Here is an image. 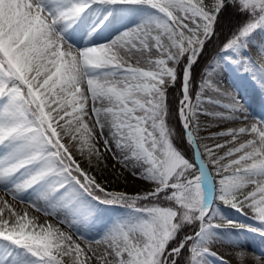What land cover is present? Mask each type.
<instances>
[{
	"label": "snow or ice",
	"instance_id": "obj_1",
	"mask_svg": "<svg viewBox=\"0 0 264 264\" xmlns=\"http://www.w3.org/2000/svg\"><path fill=\"white\" fill-rule=\"evenodd\" d=\"M93 4L144 5L162 18L107 45L74 50L56 25ZM228 8L245 20L217 54L232 51L237 56L233 62L264 85V43L252 47L245 42L264 28V0H88L57 18L45 12L40 0H0V147L9 149L0 158V184L13 181L2 191L24 202L19 194L31 189L43 202L32 207L68 229L37 224L35 217L28 219L0 200V239L26 249L42 264H179L182 258L186 264H202L206 255L223 259L209 247L213 229L226 226L209 218V181L223 203L243 213L247 208L264 222V122L250 119L237 98L210 77L192 96V65ZM94 70L105 74L90 76ZM178 71L182 96L177 112L192 159L175 148L168 127L167 90L177 84ZM208 105L218 107L209 111ZM201 118L214 124L239 122L201 136ZM73 147L90 167L94 161L99 167L104 152L110 153L117 167L148 187L132 195L109 190L82 166ZM79 193L101 203H123L146 219L99 241H85L70 230L71 221L60 211ZM193 223L199 231L177 241V233ZM236 259L244 264L247 256L238 251ZM258 261L264 264V258Z\"/></svg>",
	"mask_w": 264,
	"mask_h": 264
},
{
	"label": "rangeland",
	"instance_id": "obj_2",
	"mask_svg": "<svg viewBox=\"0 0 264 264\" xmlns=\"http://www.w3.org/2000/svg\"><path fill=\"white\" fill-rule=\"evenodd\" d=\"M71 2L76 4L74 0H71ZM210 2L211 0H209V3ZM131 12L140 15L142 24L154 19L162 18V15L158 11L151 9L150 7L144 9L136 7L135 9H132ZM245 42L252 47L264 43V28H258L253 31V33L247 37ZM67 45L80 51L81 45H78L77 43L73 44L70 41H67ZM217 53L209 62V66L204 67V72L201 75L202 79L193 93V99H195V94L201 90V82L210 77L216 87L226 89L237 98L250 119L264 122V85L261 84L260 77L254 79L250 70L245 71L240 63H234L233 61L237 59V56L232 51L219 52V55ZM244 54L247 55V53ZM155 55L156 53L153 52L152 56L155 57ZM141 65L146 66V59L142 60ZM101 72H105V70H94L90 73V76H98ZM208 95H213V93L209 90ZM180 100L181 99H179V102ZM217 107V105H208V110H216ZM238 122V120H232L214 124L213 122L207 121V118H201L200 135L205 136L210 132L223 130L227 127H235ZM205 126H207L208 131L204 130ZM184 135L186 137L185 131ZM205 143L212 144L214 142L205 141ZM97 146L103 151L102 141L99 139L97 141ZM6 150L9 149L6 148ZM73 153L76 155L77 159L81 161L82 166L88 169L90 174L94 175L106 188L117 192L131 194L142 192L148 187L144 181L136 179L129 172L117 167L111 158V154L108 152H104L105 161L101 162L99 167H97L95 161L90 167L86 157H81L76 153L75 147H73ZM17 175L19 176V173ZM117 177H119V179H117ZM211 194L212 195L207 198V206L211 208L209 218L212 219L215 224L226 225L224 227L216 228L214 232L223 231L222 229H224V231L230 232L232 235H242L244 232L247 234L250 233L252 237L256 238V243H258L260 247H263L264 222L261 223L258 219H254L251 213L249 214L250 211L247 208L244 209L243 213L223 203L217 198V192L214 190V186ZM60 211L61 215H66L70 221H75L79 211L85 212L91 216L92 220H88L89 222L84 225L78 227H71V223L69 225L70 230L77 237L88 242H95L105 238V231H107L108 236L113 232H117L122 228L130 227L146 219L143 213L128 207L127 205L101 203L92 197L90 198L87 193H79L73 204ZM247 212L248 216L246 215ZM38 218L42 222L54 224L62 230H68L62 225L57 224L54 218L43 215V213H39ZM197 231H199V224L197 225L195 232ZM189 244H191V241H189ZM93 247L97 246L93 245ZM18 249L26 250L16 246L11 241L0 239V264H36L35 261L31 263H26L21 260L18 261L15 256V252ZM222 256L223 259H221V261L224 262L226 257L224 254H222ZM262 258H264V256H262ZM232 262L235 263L234 260Z\"/></svg>",
	"mask_w": 264,
	"mask_h": 264
},
{
	"label": "bare ground",
	"instance_id": "obj_3",
	"mask_svg": "<svg viewBox=\"0 0 264 264\" xmlns=\"http://www.w3.org/2000/svg\"><path fill=\"white\" fill-rule=\"evenodd\" d=\"M74 1L76 4L88 2V0ZM72 4L71 0H40L41 7L44 8L46 13L51 14L53 18L60 17L62 13L72 6ZM136 7H141L142 9L148 8L144 5L111 7L93 4L73 20H60L56 25V31L62 35L66 43L67 41H70L73 44L77 43L78 45H81L80 51L91 47L107 45L123 33L136 29L142 25L140 15L131 12L132 9H135ZM133 63H135V61H133ZM104 74L105 72H101L98 76ZM6 148L0 147V158H4L9 154V150H6ZM12 183L13 181H9L7 184H0V200H7L13 205L16 211L27 213L28 219L35 217L37 224L48 225L47 223L40 221L38 218L40 212H37L31 205V203H40L41 206H43V202L36 199V196L32 193L31 189L28 191H22L19 194L20 199L24 202L13 201L10 195H6L5 192L2 191L5 188H11ZM211 184V181H209L207 185V198L209 197V188L211 187ZM250 213L251 212H249V214ZM246 215L248 216V212ZM88 220H92L91 216L85 212L79 211L75 221H71V227L84 225L89 222ZM215 229L212 231L209 247L214 251L224 254L226 257L225 261L222 262L221 258L214 255H206L203 257L202 264H238L236 259L238 251H243L247 256V259L244 260V264H259L258 258L264 256V246L260 247L258 243H256V238L252 237L250 233L247 234L244 232L242 235H232L230 232H226L222 228L223 231H217L215 233ZM36 231H39L38 227L36 228ZM104 234L107 236V231H105ZM102 247L103 246H99L100 249H102ZM233 260L235 263L232 262Z\"/></svg>",
	"mask_w": 264,
	"mask_h": 264
},
{
	"label": "trees",
	"instance_id": "obj_4",
	"mask_svg": "<svg viewBox=\"0 0 264 264\" xmlns=\"http://www.w3.org/2000/svg\"><path fill=\"white\" fill-rule=\"evenodd\" d=\"M245 20V15H242L238 11L233 8H228L224 11L221 17L218 19L215 35L214 37L205 44V51L200 54V59L196 64L192 65V96L196 88L198 87L202 74L204 72V67L209 65V61L213 58L214 54L222 47L224 42L229 36L233 35L237 30V27ZM182 83V72L178 71L177 84L169 87L167 90L166 103L168 108V127L172 130V143L175 148L187 156L189 159L193 158V150L188 145L186 137L184 135V131L182 125L179 120L177 108L179 106V99L182 96V89L180 84ZM109 189V188H108ZM112 190V189H109ZM129 194V193H128ZM136 194V193H131ZM141 203H147L146 201ZM113 204H122L123 203H113ZM198 223H193L190 225H185L178 233H177V241L184 239L185 236L191 235L197 228ZM173 244L176 241L172 242ZM187 254L185 253V256ZM17 256L19 258H26L28 261H40L38 258L32 256L30 252L27 250L19 249L17 252ZM179 264H186V260L182 258L179 261Z\"/></svg>",
	"mask_w": 264,
	"mask_h": 264
},
{
	"label": "water",
	"instance_id": "obj_5",
	"mask_svg": "<svg viewBox=\"0 0 264 264\" xmlns=\"http://www.w3.org/2000/svg\"><path fill=\"white\" fill-rule=\"evenodd\" d=\"M184 129V128H183ZM184 131H185V129H184ZM186 134V133H185Z\"/></svg>",
	"mask_w": 264,
	"mask_h": 264
}]
</instances>
